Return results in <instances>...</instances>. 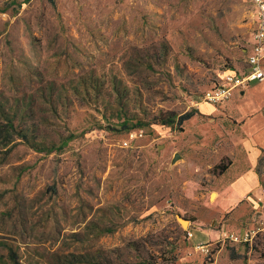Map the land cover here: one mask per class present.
Here are the masks:
<instances>
[{
	"label": "rangeland",
	"instance_id": "obj_1",
	"mask_svg": "<svg viewBox=\"0 0 264 264\" xmlns=\"http://www.w3.org/2000/svg\"><path fill=\"white\" fill-rule=\"evenodd\" d=\"M255 25L245 0H0V264H202L187 231L241 223L216 211L243 101L199 103ZM213 249L264 264V230Z\"/></svg>",
	"mask_w": 264,
	"mask_h": 264
},
{
	"label": "crops",
	"instance_id": "obj_2",
	"mask_svg": "<svg viewBox=\"0 0 264 264\" xmlns=\"http://www.w3.org/2000/svg\"><path fill=\"white\" fill-rule=\"evenodd\" d=\"M239 95L243 101L238 104L241 113L233 112L237 132L231 134L233 148L228 154V167L223 173L224 191L219 195L216 211L230 214L231 218L241 222L239 226L233 225L230 232L264 225V88L258 83L256 87L250 84L240 90ZM212 107L208 103H199L203 113H209ZM225 226L221 224L220 227ZM211 233L196 230L189 239L194 246L209 241ZM219 252L215 253V264Z\"/></svg>",
	"mask_w": 264,
	"mask_h": 264
},
{
	"label": "built area",
	"instance_id": "obj_3",
	"mask_svg": "<svg viewBox=\"0 0 264 264\" xmlns=\"http://www.w3.org/2000/svg\"><path fill=\"white\" fill-rule=\"evenodd\" d=\"M245 1L252 7L256 24L252 34L250 54L247 58L248 68L243 73L230 70L224 72L219 76L220 82L214 83L209 90L205 91L203 100L214 107L224 105L229 101L234 90L246 89L253 82H257L264 88V0ZM262 230L264 225L256 230L247 229L241 232H230L219 227L215 234L216 240L195 244L194 249L203 256L202 264H215L213 248L216 244L230 240L251 246L256 235ZM187 236L191 238L193 230L187 231Z\"/></svg>",
	"mask_w": 264,
	"mask_h": 264
},
{
	"label": "water",
	"instance_id": "obj_4",
	"mask_svg": "<svg viewBox=\"0 0 264 264\" xmlns=\"http://www.w3.org/2000/svg\"><path fill=\"white\" fill-rule=\"evenodd\" d=\"M182 156L180 153L176 152L171 160V164H175L179 159H181ZM180 222L185 226V224H188L189 221L186 219L179 218Z\"/></svg>",
	"mask_w": 264,
	"mask_h": 264
},
{
	"label": "trees",
	"instance_id": "obj_5",
	"mask_svg": "<svg viewBox=\"0 0 264 264\" xmlns=\"http://www.w3.org/2000/svg\"><path fill=\"white\" fill-rule=\"evenodd\" d=\"M192 115H193L192 113L186 114L185 116L181 117V121L190 118ZM195 230H201V229L200 228H195Z\"/></svg>",
	"mask_w": 264,
	"mask_h": 264
},
{
	"label": "bare ground",
	"instance_id": "obj_6",
	"mask_svg": "<svg viewBox=\"0 0 264 264\" xmlns=\"http://www.w3.org/2000/svg\"><path fill=\"white\" fill-rule=\"evenodd\" d=\"M211 197H213V199L216 197V194L215 193H213L212 195H211ZM187 224H185V226H186Z\"/></svg>",
	"mask_w": 264,
	"mask_h": 264
}]
</instances>
